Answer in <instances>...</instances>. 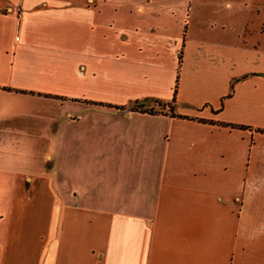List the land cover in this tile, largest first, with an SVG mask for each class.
Returning <instances> with one entry per match:
<instances>
[{
  "label": "crops",
  "instance_id": "0c3cea01",
  "mask_svg": "<svg viewBox=\"0 0 264 264\" xmlns=\"http://www.w3.org/2000/svg\"><path fill=\"white\" fill-rule=\"evenodd\" d=\"M155 1L0 0L2 146L14 102L66 109L57 182L0 150V264H264V0Z\"/></svg>",
  "mask_w": 264,
  "mask_h": 264
},
{
  "label": "rangeland",
  "instance_id": "374dc122",
  "mask_svg": "<svg viewBox=\"0 0 264 264\" xmlns=\"http://www.w3.org/2000/svg\"><path fill=\"white\" fill-rule=\"evenodd\" d=\"M186 1L188 4L190 3L192 5V8L194 9L196 8V4H199V9H201V11L198 19H200L201 21L208 20L207 10L206 8H201V6H203L204 1L206 2L210 0H200L198 2L196 0ZM231 1L233 4L238 3V0ZM155 2H159V0H156ZM183 21V25L185 26L187 32L186 35L193 36V20H190L189 12L186 14ZM262 25L263 26L261 27V33H264V23H262ZM143 41L147 43L145 38ZM179 61V63H181V57H179ZM250 77L251 76L241 75L238 77V79L232 80L229 94L231 96L233 95V86L235 84L237 85L239 83H242ZM13 104L16 106H21V110L18 109L16 111H21V113L26 117L25 119H22V121L19 120L17 122L13 121L6 123L4 130V145L2 146L3 143L0 141V150H4L7 166L11 161L14 160V158L21 161L23 168L26 167L30 170L37 169V166H39V164L42 165L43 168L49 169L50 165L52 164L53 166L51 173H53L54 176V183L57 182L61 176L62 158L60 155L56 157L54 153L55 150H60L61 148L60 140L58 143L53 140L46 141V139L50 138L51 134L50 132L45 130V127L42 125V123L56 121L58 122L57 126H60L58 119L62 117L64 111L66 110L64 109L65 107L63 105L60 106V104L54 102H14ZM150 107L154 111H159V107H157L154 103H151ZM83 115H85L86 117L90 116L97 118L110 116V114L105 110H102V112L85 111V114ZM52 126L53 128H55L54 126H56V124L51 125V127ZM248 128L250 129V127ZM46 129H48V127H46ZM258 136L259 135H255V138L249 141L248 146H254L256 140H259ZM41 137H44L45 140H41ZM261 138L264 139V135ZM262 142L264 144V140ZM45 152L51 154L52 156L50 158H44L42 155ZM71 158L73 159V163H71L73 166L74 164L78 165L81 162H86L87 159H89L87 156H85V154L80 156L75 155Z\"/></svg>",
  "mask_w": 264,
  "mask_h": 264
},
{
  "label": "trees",
  "instance_id": "16d2710c",
  "mask_svg": "<svg viewBox=\"0 0 264 264\" xmlns=\"http://www.w3.org/2000/svg\"><path fill=\"white\" fill-rule=\"evenodd\" d=\"M178 63H179V61H178ZM147 101H149V102H147ZM149 103L150 104L154 103L157 107H159V111L157 112V111L152 110ZM172 104H173V99L170 100L169 102H161L158 100H143L140 102H131L127 106L126 109L129 112L146 114V115H150V116L160 115V116H165V117H169V118L187 119L184 116L174 114ZM97 105H100V104H97ZM200 122L203 123V121H200ZM230 127H232V126H230ZM262 132H264V130H262Z\"/></svg>",
  "mask_w": 264,
  "mask_h": 264
}]
</instances>
